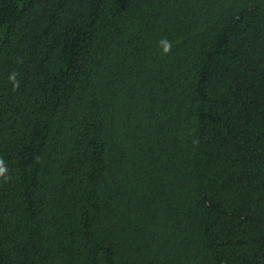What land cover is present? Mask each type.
<instances>
[{"label": "trees", "instance_id": "1", "mask_svg": "<svg viewBox=\"0 0 264 264\" xmlns=\"http://www.w3.org/2000/svg\"><path fill=\"white\" fill-rule=\"evenodd\" d=\"M0 167V264H264V0H0Z\"/></svg>", "mask_w": 264, "mask_h": 264}, {"label": "clouds", "instance_id": "2", "mask_svg": "<svg viewBox=\"0 0 264 264\" xmlns=\"http://www.w3.org/2000/svg\"><path fill=\"white\" fill-rule=\"evenodd\" d=\"M13 79H14V77H13ZM5 172H6V169L3 168V167H0V176H4L5 175Z\"/></svg>", "mask_w": 264, "mask_h": 264}]
</instances>
